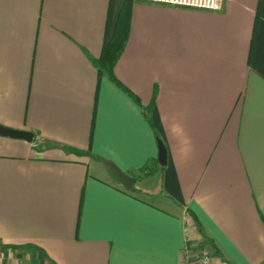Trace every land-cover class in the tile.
Segmentation results:
<instances>
[{"label": "crops", "instance_id": "1", "mask_svg": "<svg viewBox=\"0 0 264 264\" xmlns=\"http://www.w3.org/2000/svg\"><path fill=\"white\" fill-rule=\"evenodd\" d=\"M125 1L0 0V126L34 134L0 133V264H182L187 224L214 264H264V0H134L116 82Z\"/></svg>", "mask_w": 264, "mask_h": 264}, {"label": "trees", "instance_id": "2", "mask_svg": "<svg viewBox=\"0 0 264 264\" xmlns=\"http://www.w3.org/2000/svg\"><path fill=\"white\" fill-rule=\"evenodd\" d=\"M134 0H126L125 4L123 6L121 15L119 17V20L117 22V26L115 29V33L110 39H106L103 50L101 53V56L97 59L96 65L99 70L100 75H107L110 79L119 82L114 74V67L121 57L123 51L125 50V47L127 45L129 35H130V22H131V12H132V5ZM147 119L151 122L150 116H149V109L146 111ZM75 151L79 153H84L81 150L74 149ZM158 168V161L157 160H151L149 161L141 170L147 171L148 173H153ZM133 178L136 179V175L134 171H131L129 173ZM190 216V215H189ZM193 220L194 227L201 233L206 240L211 244V246L218 251V247L215 244L214 240L207 237L204 234V229L200 221L197 219V217L190 216Z\"/></svg>", "mask_w": 264, "mask_h": 264}, {"label": "built area", "instance_id": "3", "mask_svg": "<svg viewBox=\"0 0 264 264\" xmlns=\"http://www.w3.org/2000/svg\"><path fill=\"white\" fill-rule=\"evenodd\" d=\"M145 2H154L161 4L174 5L178 7L198 8L209 11H218L223 8L225 0H139ZM186 245L183 249L182 264H214L213 254L208 249H203L196 253L192 248L191 238L193 228L189 224L184 229Z\"/></svg>", "mask_w": 264, "mask_h": 264}, {"label": "water", "instance_id": "4", "mask_svg": "<svg viewBox=\"0 0 264 264\" xmlns=\"http://www.w3.org/2000/svg\"><path fill=\"white\" fill-rule=\"evenodd\" d=\"M0 133L5 136H10L13 138H23L28 141H33L34 134L30 131L18 130L0 126ZM159 163L161 165H166L168 161V152L167 147L162 140H159ZM104 164L111 171L112 175L127 189L131 190L136 182L135 178H133L130 174L123 171L119 166H117L114 162L104 159Z\"/></svg>", "mask_w": 264, "mask_h": 264}]
</instances>
